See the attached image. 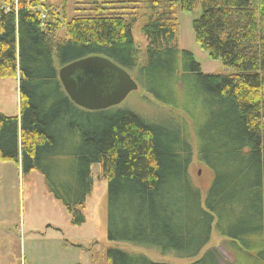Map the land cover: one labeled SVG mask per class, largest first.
<instances>
[{"label": "trees", "instance_id": "trees-1", "mask_svg": "<svg viewBox=\"0 0 264 264\" xmlns=\"http://www.w3.org/2000/svg\"><path fill=\"white\" fill-rule=\"evenodd\" d=\"M73 19L44 17L42 0H0V79L19 80L21 121L0 115V159L40 171L80 226L92 166L108 182V240L199 256L214 224L264 263V0H76ZM87 1V2H86ZM202 10L193 28L211 59L236 70L204 74L179 48V12ZM142 23V53L133 31ZM64 29L65 37L57 36ZM105 57L157 101L189 117L199 159L214 173L205 204L189 173L193 147L181 128L124 109L90 112L66 94L56 68ZM21 122V134L19 125ZM48 167H51L50 169ZM259 240L250 245L248 241ZM108 264H167L119 249ZM193 264H220L208 251Z\"/></svg>", "mask_w": 264, "mask_h": 264}, {"label": "rangeland", "instance_id": "rangeland-1", "mask_svg": "<svg viewBox=\"0 0 264 264\" xmlns=\"http://www.w3.org/2000/svg\"><path fill=\"white\" fill-rule=\"evenodd\" d=\"M41 3L44 5L41 7L44 17L47 16L50 21L59 17L62 23L65 19L89 13L92 8L76 0H42ZM201 15V9L179 12L180 50L192 53L204 74H235V69L225 66L220 60L211 59L197 43L193 23ZM142 26V23L138 24L133 34L135 43L143 53L148 41L143 35ZM57 36L65 37L64 29L59 30ZM55 62L59 72L61 67L57 59ZM130 75L138 82V70L130 72ZM113 109L130 110L149 122L181 128L194 152L189 173L195 186L200 189L202 203L205 204L214 173L199 159V143L193 121L181 111L157 101L140 84L137 91ZM21 112L19 80L0 79V115L17 117L21 121ZM19 132L21 134V122ZM21 154L20 144L19 163L0 159V264H108L106 252L110 248L132 255H144L152 261L167 264H193L208 251L216 254L220 264H264L258 260L252 248L246 250L242 244L223 236L217 222L210 243L193 259H181L173 253L163 254L157 249L129 243L110 242L108 182L102 176L101 165L92 166L93 189L86 199L83 212L86 221L75 226L63 203L50 192L44 175L36 170L24 171ZM247 243L252 245L259 243V240L252 239Z\"/></svg>", "mask_w": 264, "mask_h": 264}, {"label": "water", "instance_id": "water-1", "mask_svg": "<svg viewBox=\"0 0 264 264\" xmlns=\"http://www.w3.org/2000/svg\"><path fill=\"white\" fill-rule=\"evenodd\" d=\"M59 80L79 108L99 112L113 109L139 89L130 73L105 57H88L59 71Z\"/></svg>", "mask_w": 264, "mask_h": 264}]
</instances>
